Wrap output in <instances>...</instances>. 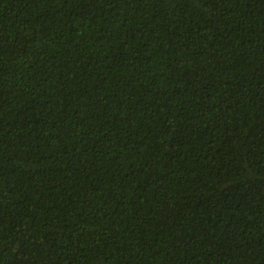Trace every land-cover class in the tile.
I'll list each match as a JSON object with an SVG mask.
<instances>
[{
    "label": "trees",
    "instance_id": "16d2710c",
    "mask_svg": "<svg viewBox=\"0 0 264 264\" xmlns=\"http://www.w3.org/2000/svg\"><path fill=\"white\" fill-rule=\"evenodd\" d=\"M0 264H264V0H0Z\"/></svg>",
    "mask_w": 264,
    "mask_h": 264
}]
</instances>
